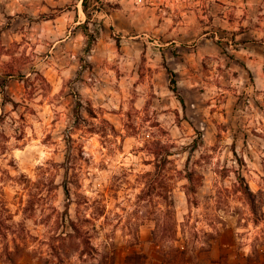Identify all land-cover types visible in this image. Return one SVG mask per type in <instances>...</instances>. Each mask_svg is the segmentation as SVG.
Masks as SVG:
<instances>
[{"label":"rangeland","instance_id":"374dc122","mask_svg":"<svg viewBox=\"0 0 264 264\" xmlns=\"http://www.w3.org/2000/svg\"><path fill=\"white\" fill-rule=\"evenodd\" d=\"M102 2L88 49L82 0H0V264H13L6 248L16 264L133 255L156 223L174 226L160 181L173 189L180 239L167 250L196 247L198 256L236 226L257 252L264 44L252 33L264 9L246 11L249 0H144L137 13L132 0ZM161 146L172 154L165 168ZM71 221L82 238H65Z\"/></svg>","mask_w":264,"mask_h":264},{"label":"trees","instance_id":"16d2710c","mask_svg":"<svg viewBox=\"0 0 264 264\" xmlns=\"http://www.w3.org/2000/svg\"><path fill=\"white\" fill-rule=\"evenodd\" d=\"M91 0H82V7L84 10V13L87 17V21H86V25L84 27V33L87 36V43H88V49H90V47L92 46V44H94L96 42V36L94 35V33H92L89 30V23H91L92 20V16L93 15H97V14H102L104 12L102 5L103 2L102 0H93L95 2L94 4V9L92 10V13L89 12V7L88 4ZM62 10V9H61ZM107 14V13H106ZM118 46L119 43H118ZM169 78H170V89L175 93V95L178 97V100L181 102V104L184 106V102L182 100V98L180 97L179 93H178V88H177V82H176V78H175V73L173 71H171L168 67H166ZM82 107V103L80 101H77V111L80 110V108ZM158 153H155L157 157H161L162 162H161V166H158V168H162L166 166V164H168L169 161V157L172 156L171 153H164V147L161 146L159 148V150L157 151ZM163 168V170H164ZM193 177L194 175L192 173L187 172V175L185 177V179L188 181V184L185 186L186 188V195L188 198L189 203H192L190 201V195L192 193H195V186L193 183ZM241 182H243V179L241 178ZM201 183V182H200ZM160 188L163 189L164 191H166L167 194L164 193H159V197L162 198L164 201H168V207L169 209L167 210L166 214L167 217H169V219L171 218L174 221V226L172 225H165L163 223H156L154 230L152 231V240L153 243L155 245H157L158 247L161 248V251L163 253L164 256V262L165 264H185V262L187 260H192L194 261L197 258V250L196 247L193 248V250L189 251L188 247L185 246L184 249H181L180 247H178L177 245H172L171 247H166V244L171 243H178L180 241L179 237H178V223L175 219V215H176V210H175V203L173 201V198L171 197V194L173 192V189H167V186L165 185L164 181H160ZM64 189H65V193L68 195V193H70L68 184L64 185ZM246 191L249 192V188L245 189ZM250 194V193H248ZM170 219V220H171ZM71 229H72V233H65V238H70L72 240L76 239V238H82V232L81 230L75 225V223L73 221H71ZM215 239V237H212L211 240L207 243V249L203 250L204 252H207L210 247H211V242ZM139 242V240H137V243ZM73 245H71L72 248H75L74 251L78 252L79 251V247L75 244L72 243ZM90 241L86 240L84 245H87L89 247V252L88 254L91 255V253L94 251V248L91 247L90 245ZM53 251L55 250L54 248H52ZM85 252V249L81 252L83 253ZM197 252V253H196ZM6 254H7V259L13 263L16 264L14 258H13V254L11 253V251H9V248H6ZM65 255H67L65 253Z\"/></svg>","mask_w":264,"mask_h":264},{"label":"crops","instance_id":"0c3cea01","mask_svg":"<svg viewBox=\"0 0 264 264\" xmlns=\"http://www.w3.org/2000/svg\"><path fill=\"white\" fill-rule=\"evenodd\" d=\"M241 232L236 226H225L217 233L207 252L198 255L194 261L187 260L185 264H264V246L255 252ZM131 253L138 259L133 260V255L123 253L117 257L115 264H165L161 248L153 243L152 229L141 236ZM20 264L36 263L26 261Z\"/></svg>","mask_w":264,"mask_h":264},{"label":"clouds","instance_id":"9594fccd","mask_svg":"<svg viewBox=\"0 0 264 264\" xmlns=\"http://www.w3.org/2000/svg\"><path fill=\"white\" fill-rule=\"evenodd\" d=\"M51 3V0H49ZM112 3H121L123 0H111ZM135 4L139 5L138 8H135L134 11L137 13H142L144 11V0H132ZM127 8L131 7V4L126 6ZM242 9H245L244 5H241ZM264 9V0H249V3L246 6V11L254 13L256 9ZM244 14L243 12H238L237 15H242ZM118 16H121L123 14L118 13ZM254 16L252 14L249 15V20H252ZM142 19V17H137L133 19V24L138 23V21ZM257 23L261 24V28L258 31H255L252 33V35L256 38L257 41L260 43L264 44V11L259 12V19L256 20ZM149 23H154V21H149ZM166 23H168L166 21ZM237 39H240V37H237ZM7 59V57H5ZM251 67V65H249ZM177 71H181L180 68L176 69ZM235 70V69H234ZM186 71V70H185ZM242 72V70H241ZM243 75V72H242ZM264 99V97H261Z\"/></svg>","mask_w":264,"mask_h":264}]
</instances>
